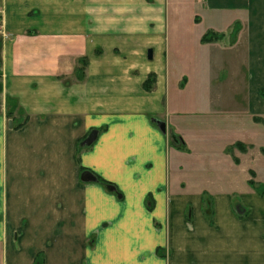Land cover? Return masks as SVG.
<instances>
[{
  "label": "crops",
  "instance_id": "obj_1",
  "mask_svg": "<svg viewBox=\"0 0 264 264\" xmlns=\"http://www.w3.org/2000/svg\"><path fill=\"white\" fill-rule=\"evenodd\" d=\"M236 24L232 46L226 35L202 41ZM200 27L196 42L181 36ZM211 48H228L233 62ZM212 67L239 73L246 105L186 98ZM13 105L16 121L27 117L21 128ZM255 117L264 118V0H0V264H264V195L249 183L254 171L264 185ZM212 123L228 131L218 152L196 151ZM237 143L247 152L227 151Z\"/></svg>",
  "mask_w": 264,
  "mask_h": 264
},
{
  "label": "rangeland",
  "instance_id": "obj_2",
  "mask_svg": "<svg viewBox=\"0 0 264 264\" xmlns=\"http://www.w3.org/2000/svg\"><path fill=\"white\" fill-rule=\"evenodd\" d=\"M206 25H204L205 27ZM225 30L220 29H209L208 31H214L217 33H223L227 36L226 41L230 44L232 43V36L231 32L233 29H228L227 27L222 26ZM203 28H196L192 31H190L189 34H187L186 31L181 35L183 37H190V39L193 42H196V38L198 34L201 32ZM169 36L173 38V34L169 33ZM232 46V44H231ZM210 52L211 56H215L220 61L226 60V63L229 65L231 62H233V52L226 48V52L220 53L219 50H214L211 48V50L207 51ZM210 56V55H209ZM216 66V62L212 63ZM191 72H194L197 70V66L191 64L190 68ZM210 73L207 78L208 82L205 83L201 87H196V82H194V85L192 88H190L189 92H186V98L194 99V102L197 105H200V101H205L207 105H230L232 103V98L235 96L237 101L240 102L241 105H246V84L243 81V78L239 75L238 72L236 73H230L229 77L226 75V73H215L213 67L209 69ZM206 80V81H207ZM66 82H69V80H66ZM233 105V104H232ZM228 110H226L227 112ZM219 114H216L218 116ZM212 126V127H210ZM207 129H205L204 134H208L210 138H212V141H204L203 138H198L197 142L195 143V150L202 151L206 146L208 147V151H210V148L215 149V153L218 152L220 148V141L217 139L218 137H224L227 136L228 131H225L222 129L221 133V127H217L216 123H212ZM247 148L248 145L244 144ZM235 145H230L227 148V151L230 153L233 152ZM237 147V146H236ZM247 152V149L244 150ZM192 160L189 159V162ZM193 164L192 167H195L197 165L196 158H193ZM261 187H264V185H261ZM213 210V206H211L210 210ZM240 212H244L241 210Z\"/></svg>",
  "mask_w": 264,
  "mask_h": 264
},
{
  "label": "trees",
  "instance_id": "obj_3",
  "mask_svg": "<svg viewBox=\"0 0 264 264\" xmlns=\"http://www.w3.org/2000/svg\"><path fill=\"white\" fill-rule=\"evenodd\" d=\"M239 30H240V26H239V24H236L233 27V30L231 32L232 42L235 41ZM224 37H225V34H223V33H217V32H214V31H207L204 34V36L202 37V41L203 42L219 41V40H222ZM79 62H80V66L76 67L75 76H76V78L78 80H84L85 77H86V68H87V66L89 64V59H88L87 56H84V57L80 58ZM155 80H156L155 75H153V74L149 75L148 79L144 83L145 89L151 90ZM12 100L13 99H11L9 97V102H11ZM11 107H12V109L10 108L8 110L7 114H8L9 117L13 118V120H14V128H21L27 122V117L25 119L16 121V118L14 117V112H15V109H16L17 105H13ZM255 120L258 121V122L264 123V118L255 117ZM97 131L99 132L100 130H97ZM173 140H174V143L176 144V146L179 149H186L185 142L176 133L173 134ZM92 144H90V145L85 144L84 145L82 143V141H81V145L79 147V151H81L85 147H90ZM236 146L237 147H241L242 150H246V147H245V145L243 143H237ZM85 170L86 169L83 167V171L84 172H85ZM250 173H251V176L253 177L251 180H249L250 185L255 187V188H258L259 193L261 195H264V187H261L260 184H258L254 180V177L256 176L255 172L251 171ZM93 175L96 177V180H95L96 182H99V183L105 185L109 190H111L114 193H117L119 195V197L123 196L122 192L119 190V188L117 187V185L115 183H113L111 181H108V180L100 177L99 175H95L94 173H93ZM210 208H211V203H210V201H207L206 208H205V211H206L207 214H211L213 212V210L212 209L210 210ZM39 264H40V262H39Z\"/></svg>",
  "mask_w": 264,
  "mask_h": 264
},
{
  "label": "water",
  "instance_id": "obj_4",
  "mask_svg": "<svg viewBox=\"0 0 264 264\" xmlns=\"http://www.w3.org/2000/svg\"><path fill=\"white\" fill-rule=\"evenodd\" d=\"M153 56V51L152 49H149L148 51V57L149 58H152ZM157 122V124L159 125L160 129L163 131V132H166L167 130V125L164 121H161V120H158L156 119L155 120ZM9 126L12 128L13 127V120H10L9 121ZM97 136H98V131L97 130H94L90 133V135L83 141V144H87V145H90L92 144L96 139H97ZM87 179L85 177H83L85 180H92V181H95L96 180V177L92 174V173H87Z\"/></svg>",
  "mask_w": 264,
  "mask_h": 264
}]
</instances>
